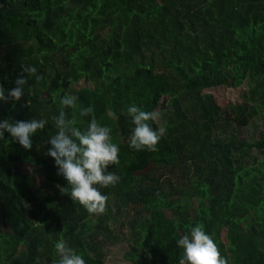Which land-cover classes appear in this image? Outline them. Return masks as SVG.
I'll return each mask as SVG.
<instances>
[{
    "label": "trees",
    "instance_id": "trees-1",
    "mask_svg": "<svg viewBox=\"0 0 264 264\" xmlns=\"http://www.w3.org/2000/svg\"><path fill=\"white\" fill-rule=\"evenodd\" d=\"M21 64L43 79L25 73L0 120L47 124L31 150L0 140V264H58L61 238L86 264L119 243L129 264H179L177 240L197 224L228 264H264V0H0L6 95ZM218 86L245 89L231 102L205 92ZM64 95L78 96L63 109L76 128L94 116L119 147L102 215L70 198L47 155ZM133 104L166 110L158 151L129 146Z\"/></svg>",
    "mask_w": 264,
    "mask_h": 264
},
{
    "label": "clouds",
    "instance_id": "clouds-1",
    "mask_svg": "<svg viewBox=\"0 0 264 264\" xmlns=\"http://www.w3.org/2000/svg\"><path fill=\"white\" fill-rule=\"evenodd\" d=\"M22 74L15 81V87L7 91L0 85V101L20 102L25 95V85L28 76L36 80L43 77L37 74L35 66L21 64ZM32 95L33 90L28 89ZM78 96L64 95L61 99L62 109L58 116L53 117L57 132L48 141L51 147L47 155L53 158L57 167V175L62 176L71 186L70 198L77 201L90 215H102L107 211L108 197L100 188L115 186L120 177L109 171L110 166H118L119 147L112 140V129L101 125L93 116L86 131L74 126L75 121L68 119L64 108H75ZM93 112L91 107L81 109V116ZM134 129L130 138V147L136 151H158V144L165 132L163 127L154 129L153 123L160 119L157 111H145L135 104L127 108ZM47 124L45 119L31 120H0V140L8 133L13 141L25 150L32 149V137L43 131ZM177 246L183 249L179 264H228L221 255L220 249L204 227L197 224L189 226V233L183 234L177 240ZM59 256L58 264H86L82 255L76 253L63 238L55 244Z\"/></svg>",
    "mask_w": 264,
    "mask_h": 264
},
{
    "label": "rangeland",
    "instance_id": "rangeland-1",
    "mask_svg": "<svg viewBox=\"0 0 264 264\" xmlns=\"http://www.w3.org/2000/svg\"><path fill=\"white\" fill-rule=\"evenodd\" d=\"M244 86L234 88L226 86L212 87L205 90L217 97L225 98L231 102H236L240 100V94L242 93ZM157 112L160 114V119L157 121L161 127L165 123V109H157ZM252 126H249V130ZM40 185L38 187L44 188V191L50 193V188L45 186V182L40 180ZM127 247L125 244H110L106 247V259L105 264H129V262L124 259L123 254L126 251Z\"/></svg>",
    "mask_w": 264,
    "mask_h": 264
}]
</instances>
